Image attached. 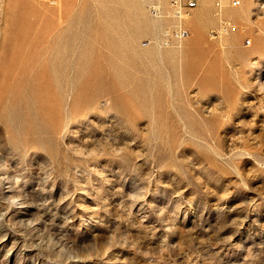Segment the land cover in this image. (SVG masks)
I'll return each instance as SVG.
<instances>
[{
  "label": "rangeland",
  "instance_id": "rangeland-1",
  "mask_svg": "<svg viewBox=\"0 0 264 264\" xmlns=\"http://www.w3.org/2000/svg\"><path fill=\"white\" fill-rule=\"evenodd\" d=\"M196 1L0 0V264H264V0Z\"/></svg>",
  "mask_w": 264,
  "mask_h": 264
},
{
  "label": "built area",
  "instance_id": "built-area-1",
  "mask_svg": "<svg viewBox=\"0 0 264 264\" xmlns=\"http://www.w3.org/2000/svg\"><path fill=\"white\" fill-rule=\"evenodd\" d=\"M53 1V0H51ZM243 0H231V6L238 7L242 4ZM171 5L176 16L190 15L191 9L197 5L196 0H171ZM217 5H220V1H217ZM150 9L156 16H161L164 12L160 0H151ZM184 18L170 27L164 29L160 42L161 44L168 45L174 41H180L189 35V29L183 26ZM233 26L229 21H222V24L218 32L226 34L229 33Z\"/></svg>",
  "mask_w": 264,
  "mask_h": 264
},
{
  "label": "bare ground",
  "instance_id": "bare-ground-1",
  "mask_svg": "<svg viewBox=\"0 0 264 264\" xmlns=\"http://www.w3.org/2000/svg\"><path fill=\"white\" fill-rule=\"evenodd\" d=\"M182 18H185L183 16H177V20L180 21ZM250 43V41H248Z\"/></svg>",
  "mask_w": 264,
  "mask_h": 264
}]
</instances>
